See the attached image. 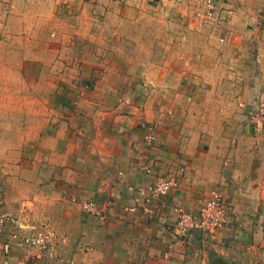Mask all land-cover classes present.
Segmentation results:
<instances>
[{
	"label": "crops",
	"instance_id": "crops-1",
	"mask_svg": "<svg viewBox=\"0 0 264 264\" xmlns=\"http://www.w3.org/2000/svg\"><path fill=\"white\" fill-rule=\"evenodd\" d=\"M185 1L0 0V205L55 234L48 249L10 237L7 260L5 225L0 264H264V129L247 113L264 102L262 0H219L215 25ZM100 49L77 104L60 63ZM145 162L178 178L147 208ZM218 191L228 224L179 240L177 208Z\"/></svg>",
	"mask_w": 264,
	"mask_h": 264
},
{
	"label": "built area",
	"instance_id": "built-area-1",
	"mask_svg": "<svg viewBox=\"0 0 264 264\" xmlns=\"http://www.w3.org/2000/svg\"><path fill=\"white\" fill-rule=\"evenodd\" d=\"M207 1L211 6L215 3V0ZM209 10L211 11L212 9L209 8ZM248 113L249 118L254 126V130L261 132L264 129V102H261L256 108L249 110ZM152 137L153 136L151 132H147L145 135L147 140H151ZM143 169L146 173L153 175L152 181L146 188L148 192V197L146 200L147 202H150L155 198L168 196L171 190L178 186V178L176 175H155L153 165L147 162L144 163ZM2 206L3 207H0V229L7 224L11 225L9 234L3 241L1 247L2 253L5 255L7 260L11 247V242L9 240L10 237L22 244L31 247L48 249L49 243L54 237V233L52 231L33 228L29 232H25V225L20 221L19 217L6 209L5 205ZM143 208H147V203H144ZM131 209H135V207H131ZM82 210L85 215H104L103 210L100 208L98 203L92 199H87L84 201ZM228 212V203L223 199L222 194L219 191L215 192L212 196L203 201L198 213H192L182 207H178L176 221L172 227L173 233L179 240H185L188 238L191 232L195 229L209 233L215 228L228 224ZM48 255L49 258L59 261L57 256L54 255L51 250H48ZM6 262L7 261H5V263ZM61 264L83 263L69 259Z\"/></svg>",
	"mask_w": 264,
	"mask_h": 264
},
{
	"label": "rangeland",
	"instance_id": "rangeland-1",
	"mask_svg": "<svg viewBox=\"0 0 264 264\" xmlns=\"http://www.w3.org/2000/svg\"><path fill=\"white\" fill-rule=\"evenodd\" d=\"M193 1H194V9H196V15H198L199 17H202L203 19H208L211 22V21H213V19H215L216 15L218 16L221 14L218 12L219 11L218 10V1L219 0H215L214 1L215 3L212 6L208 3L207 0H193ZM236 1H237V3H240V4H242V3L248 4L247 0H236ZM253 1L254 0H252V2ZM185 2L190 4V0H187ZM224 2H228V1L224 0ZM249 3H251V1ZM261 4L262 5H259L257 2L254 5L250 4V6L255 11H257L256 13H254L257 15V18H251L252 23L256 21L257 23L261 22L262 24H264V0H262ZM209 8H211L213 10V12H212V10L210 11ZM209 12H212V13H209ZM261 15L263 16L261 18L262 20L261 19L259 20V17H261ZM211 23H213V25L216 24L215 22H211ZM220 39H222V38L220 37ZM66 51L67 50H63V55H65ZM100 51H101L99 54L100 58L99 59L96 58L98 63H87V62L85 63L79 59L78 60L74 59V61L70 64L60 63V72H63L66 75V79H61V84H63L62 85L63 87H66V88L69 87V89L76 91V93L78 94V99L76 101L77 104L80 102L81 98H84V96H87V94H89V91L94 89L97 86V84L100 83L101 79H99V73L98 72L102 73V71L105 70V69H102V67L104 66L103 64L106 62L105 59L107 56V52H105V49H100ZM72 52H73V49L71 50V53ZM162 52H163V49H162ZM143 53H145L144 56H146V50H143ZM62 59L63 58H61V61H62ZM73 68H74V70H73ZM69 72L74 73V76L72 77L71 80L68 81L67 78H68ZM248 111H247V113H248ZM248 116H249V113H248ZM153 168H154V174L155 175L156 174L166 175V174L157 172L154 165H153ZM147 194H148V192H147ZM147 197H148V195H147ZM155 199H157V198H155ZM92 200H94V199H92ZM146 200H147V198H146ZM146 200L144 202L148 204L149 201L147 202ZM2 205H4V204H2ZM2 205H0V207H3ZM6 209L11 211L7 206H6ZM103 213L105 214L104 211H103ZM14 215H16V214H14ZM100 216H104V215H100ZM35 229H36V227H35ZM37 229H40V228H37ZM44 230H46V229H44ZM54 236H55V234H54Z\"/></svg>",
	"mask_w": 264,
	"mask_h": 264
}]
</instances>
